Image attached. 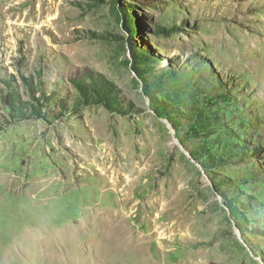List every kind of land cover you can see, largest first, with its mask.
Listing matches in <instances>:
<instances>
[{"label": "rangeland", "instance_id": "374dc122", "mask_svg": "<svg viewBox=\"0 0 264 264\" xmlns=\"http://www.w3.org/2000/svg\"><path fill=\"white\" fill-rule=\"evenodd\" d=\"M0 264H264V0H0Z\"/></svg>", "mask_w": 264, "mask_h": 264}, {"label": "trees", "instance_id": "16d2710c", "mask_svg": "<svg viewBox=\"0 0 264 264\" xmlns=\"http://www.w3.org/2000/svg\"><path fill=\"white\" fill-rule=\"evenodd\" d=\"M162 31H164L163 29H162ZM149 93H150V90H147L146 91V94H148L149 95ZM102 94L103 95H105V92L104 91H99V90H96V92H93V94L91 95V96H88L87 97V95L84 97V100L87 102V103H92L93 101H95V98H101L102 97ZM89 98H92V99H89ZM103 99H106V100H108L109 98H105V96L104 97H102L100 100H98L99 102H102L103 101ZM6 100V103H9V102H13V99H9V98H6L5 99ZM112 102H114L115 100H111ZM80 102V101H79ZM231 209H233V208H231ZM233 211V210H232Z\"/></svg>", "mask_w": 264, "mask_h": 264}, {"label": "bare ground", "instance_id": "6f19581e", "mask_svg": "<svg viewBox=\"0 0 264 264\" xmlns=\"http://www.w3.org/2000/svg\"><path fill=\"white\" fill-rule=\"evenodd\" d=\"M258 41V40H257ZM258 44H260V43H258ZM263 44V43H262ZM262 44H260L261 46H262ZM256 45H257V43H256ZM37 185H40V182H38V183H36ZM37 226V225H36ZM44 230H46V229H44ZM55 237V236H54Z\"/></svg>", "mask_w": 264, "mask_h": 264}]
</instances>
